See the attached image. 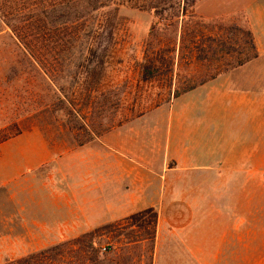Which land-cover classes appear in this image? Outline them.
Segmentation results:
<instances>
[{
	"label": "rangeland",
	"instance_id": "374dc122",
	"mask_svg": "<svg viewBox=\"0 0 264 264\" xmlns=\"http://www.w3.org/2000/svg\"><path fill=\"white\" fill-rule=\"evenodd\" d=\"M113 2L112 11L94 17L86 24V30L111 26V41L102 32L101 37L96 34L88 37L86 34L79 43L80 50L87 46L95 48L99 43L101 47L110 45L103 57L102 51L96 49V55L103 60V65L95 69L102 72V79L92 90L85 88L88 76L93 73L89 64L84 61L81 62L82 66L67 64L61 74H48V79L0 21V140L18 131L22 133L35 129L41 134L44 131L49 145L61 153L76 148V141L86 142L89 134L93 138L98 137L160 107L167 111L172 105L173 111L188 113L190 105L207 97L212 98L211 102L208 99L207 104L200 103L198 110H205V106L211 108L215 127L219 126L218 114L227 97L223 96L224 92L229 91L227 95L230 100L237 87L241 86L238 83L242 78L260 76L264 80V56H258L252 39L256 58L250 59L253 53L245 44L243 31L248 27L251 32L244 11L252 7L254 12L257 5L264 4V0H196L190 13L206 23L215 24V29L220 32L206 34L220 37L217 40L223 44L217 46L214 43L212 49H215V58L211 56L209 61L201 63L193 60V55L192 60L187 62L188 48L185 47L182 56L185 59L181 65L179 25L174 23L166 33L161 31L163 29H157L162 28V23L151 11L140 9L147 7L148 0ZM230 26L240 31L231 34L221 32V28ZM191 27L195 28L193 25ZM77 51L74 53L76 58L80 56ZM155 53L157 56H154ZM154 57L160 59L158 72L150 80L143 81L142 66L147 59ZM245 57L250 60L243 63ZM170 62H173L172 68L168 66ZM246 65H254L255 68ZM215 71L222 73L173 98L177 80L180 79V83L187 86L191 85L189 79L195 81L197 75L208 78ZM200 88L201 91H196ZM205 88L207 90H202ZM53 92L63 97L66 111L72 112L70 117L61 119V129H57V116L52 112ZM190 93L191 97L188 96ZM231 104L235 105V101ZM75 118L77 127L84 125V131L71 129L75 125ZM50 168L53 169V166ZM73 195L55 174H51V178L43 174L36 181L30 183L27 180L15 188L13 183L0 188V264L6 259H17L88 232L82 230L88 229V225L76 218V210L70 203ZM203 215L195 218L198 229L196 241L187 248L177 247L173 242L164 244L156 254L153 253V264H264V235L253 236L254 227L247 222V217L244 244L238 247L235 213L228 215L225 225L221 223L222 216ZM88 223L93 228L98 226L90 217ZM222 226L227 231L223 232ZM126 233L131 231L118 228L112 235L103 236L100 239L102 251L109 247L118 253L120 244L124 242L122 236Z\"/></svg>",
	"mask_w": 264,
	"mask_h": 264
},
{
	"label": "crops",
	"instance_id": "0c3cea01",
	"mask_svg": "<svg viewBox=\"0 0 264 264\" xmlns=\"http://www.w3.org/2000/svg\"><path fill=\"white\" fill-rule=\"evenodd\" d=\"M251 9L244 12L264 56V4ZM238 85L230 100L224 92L215 127L211 108L198 110L207 97L188 113L160 107L61 153L39 131L22 132L0 143V188L55 174L74 193L69 200L88 225L83 231L152 208L155 254L170 242L189 247L197 239L195 218L203 213L222 216L224 225L235 213L237 246L243 247L246 217L253 236L264 235V80L250 76Z\"/></svg>",
	"mask_w": 264,
	"mask_h": 264
},
{
	"label": "trees",
	"instance_id": "16d2710c",
	"mask_svg": "<svg viewBox=\"0 0 264 264\" xmlns=\"http://www.w3.org/2000/svg\"><path fill=\"white\" fill-rule=\"evenodd\" d=\"M195 1L148 0L147 7H140V9L151 11L154 14L159 22L162 23V28H156L159 30L163 29L161 31L165 33L170 31L174 23L180 26L181 53L179 65L185 59L182 58L185 47L188 48L186 52L188 55L187 62L189 59L190 61L192 60L193 55V60L201 63L209 61L211 56L215 58V49H212L214 43H217V46H222L223 44L221 40L220 42L217 40L220 37L207 36V34H212L213 32H220L215 29V24L206 23L201 18L190 13L189 10ZM112 6H114L113 0H0V21L7 26L12 38L48 79L50 78L48 74H61L67 64L82 66L81 62L83 61L89 64L93 73L88 76L85 88H87L86 90H92L95 89L96 85L100 84L102 79V72H98L95 69L97 66L102 67L103 65V60L96 55V49L102 51L103 57L110 45L101 47L99 43L96 44L95 48L87 46L84 50H80L79 43L86 34L88 37L94 34L101 37L103 33H106L111 41V26L97 27L96 30L90 27L86 30V24L94 20V17H100L102 14L105 15L107 11H112ZM168 22L170 25H166ZM192 25L195 28L191 29ZM238 30L240 31L235 26L221 28L222 33L227 32L230 34L231 32L237 33ZM243 31L246 37L245 44L253 53L250 59L256 58L252 34L248 27ZM201 39L202 41L199 42L198 40ZM76 50H78L77 54L80 55L77 58L74 56ZM154 56H157V53ZM250 59L245 57L243 63ZM159 60L156 57L146 60L141 69L143 81L150 80L158 72L157 64L160 65ZM168 66L172 68L173 62H170ZM212 73L208 78H202V75L200 77L197 75L195 81L189 79L188 82L191 85L187 86L180 83V79L177 80L173 98L193 90L222 72L215 71ZM183 78L184 80L186 79L185 77ZM53 95L54 104H52V107L54 108L52 112L57 116L55 118V122L58 124L57 129H61L63 128L61 119L70 117L72 112L66 111L62 100L63 97H58L56 92H53ZM73 120L74 123L78 122L76 118ZM84 128V125L77 127L76 123L71 127L75 132L84 131ZM19 134H21V131L14 135L5 136L0 140V143ZM42 134L44 137L46 136L44 131H42ZM92 139L93 136L89 134L86 142L79 143L76 141L75 147H80ZM156 223V211L148 208L117 222L95 228L68 241L17 259H6L2 264H133V262L135 264H153ZM118 228L131 231V233H126L122 236L124 242L120 244L118 253L111 251L112 249L109 247L103 248L104 251H102L100 239L103 236L112 235ZM132 255H135V257L133 258Z\"/></svg>",
	"mask_w": 264,
	"mask_h": 264
},
{
	"label": "built area",
	"instance_id": "2783aa9c",
	"mask_svg": "<svg viewBox=\"0 0 264 264\" xmlns=\"http://www.w3.org/2000/svg\"><path fill=\"white\" fill-rule=\"evenodd\" d=\"M103 251H104V249H103Z\"/></svg>",
	"mask_w": 264,
	"mask_h": 264
}]
</instances>
